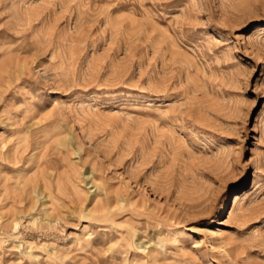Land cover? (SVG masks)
<instances>
[{"label": "rangeland", "instance_id": "rangeland-1", "mask_svg": "<svg viewBox=\"0 0 264 264\" xmlns=\"http://www.w3.org/2000/svg\"><path fill=\"white\" fill-rule=\"evenodd\" d=\"M9 139L0 264H264V0H0Z\"/></svg>", "mask_w": 264, "mask_h": 264}, {"label": "bare ground", "instance_id": "bare-ground-1", "mask_svg": "<svg viewBox=\"0 0 264 264\" xmlns=\"http://www.w3.org/2000/svg\"><path fill=\"white\" fill-rule=\"evenodd\" d=\"M11 142H12V144H10V143H7V142H5L2 146L0 145V159H1V161H3V162H7V163H9V164H11L10 166H6L5 164H0V166L2 167V168H10V169H14V170H17V171H22V170H24V168L25 167H23L24 166V158H23V151L25 150V148H23V147H21L20 145H19V140L18 139H16V140H14V139H9ZM37 142V141H36ZM39 142V141H38ZM32 146V145H31ZM37 147H38V145L37 144H34L32 147H30L31 148V150H36L37 149ZM28 149V148H27ZM39 149V148H38ZM32 152V151H31ZM30 152V153H31ZM38 156V155H37ZM33 158H34V156H33ZM87 178H89V177H86V179ZM91 180V179H90ZM1 181H4V184L6 185V182H7V178H4L3 180H1ZM47 186V185H46ZM6 188V187H5ZM4 188V189H5ZM5 191H7L6 189H5ZM88 192L89 191H87V195H88ZM49 193H51V191L49 192ZM43 199L44 200H49V194H46V193H44L43 194ZM96 199V201H97V198H95ZM95 201V200H94ZM238 202H239V196L238 195H236L235 197H234V206H233V209H231V211H230V213H229V215H232L233 216V214H234V212H235V210H234V207H236V205L238 204ZM103 204L104 203H102V202H97V208L98 207H100L101 208V206H103ZM239 205V204H238ZM41 206L43 207V209H44V211H43V213H41V220L45 223L44 225H46V226H50V224H52L54 221H55V218L53 217V213H51L50 211H48L49 210V207H48V205H47V203H41ZM33 208V207H32ZM32 208L31 209H28L27 210V212L29 213V212H31V210H32ZM26 212V211H25ZM99 214V213H98ZM1 219V218H0ZM102 218H97V220H101ZM16 220V219H15ZM14 220V221H15ZM35 220H37V218H35V217H33V222L35 221ZM19 222V221H18ZM18 222H16L15 221V226H17L18 225ZM142 239V238H141ZM148 246V245H147ZM142 247V246H141ZM143 248H145V246H143ZM150 252H152V250L150 251ZM149 259V258H148Z\"/></svg>", "mask_w": 264, "mask_h": 264}]
</instances>
